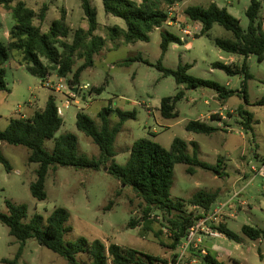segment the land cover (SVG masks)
Returning <instances> with one entry per match:
<instances>
[{"label":"rangeland","instance_id":"1","mask_svg":"<svg viewBox=\"0 0 264 264\" xmlns=\"http://www.w3.org/2000/svg\"><path fill=\"white\" fill-rule=\"evenodd\" d=\"M37 14L35 24L48 32L61 11L66 10L67 22L72 29L68 43L73 42L77 29L89 28L88 20L82 8L83 0H21ZM98 12V30L95 35L107 39L104 49L94 59V66L83 72L75 94L69 92L66 79H60L53 73L47 81L31 75L25 66L19 64L20 56L13 53L4 65L9 92H0V130L9 125L12 118H29L36 111L43 110L51 95L57 99L62 111L64 124L56 137L72 133L78 137L79 157L99 159L101 152L93 139L87 137L77 128V114L89 115L101 128L99 114L108 109L110 126L119 120V112H136L135 119H129L118 134L114 150L116 156L101 170H77L73 167L51 169L47 175L45 190L47 199L38 201L32 196L30 186L37 179L38 164L29 162V149L2 143V154L11 165L8 171L0 162V213L9 214L7 202L14 205H25L28 224L35 214L48 218L56 208H65L70 212L68 226L72 232L65 240L75 242L80 237L89 240H101L109 247L117 244L133 248L172 264L174 255L181 253V247L171 248V233L164 228L166 220L161 213H154L153 230L144 231L145 203L130 187L123 186L119 180L108 173V167L115 161L124 165L131 153L134 143L142 138L151 139L169 149L176 138L188 143V153L193 155V143H197L199 159L211 167L219 165V171L202 167L179 164L175 167L172 199L189 201L196 193L204 191L215 194L217 201L208 212H213L221 204L232 200L230 209L219 216L218 229L225 225L239 236V241L228 239L221 234L214 238L203 236L198 248L189 251L187 263L202 264L198 257L202 249L212 252L220 261L227 264H264V238L253 241L243 234L245 225L264 230V179L256 176L252 168L259 169L264 163V107L254 106L264 97V61L256 55L248 60L252 79L248 80V100L241 93L245 74L228 75L214 64L242 67L245 58L227 53L216 46L215 40L234 39L232 32L215 24L208 35L199 37L202 25L191 21L185 10L191 6L207 8L211 3L226 8L231 15L240 21L247 30L250 20L247 10L251 0H184L170 10V20L162 28L150 34L149 41L135 44H124L122 40H108L107 28L120 26L126 28L124 20L107 15L102 0H90ZM262 9L256 25L264 36V0H260ZM44 5L49 10L44 22L39 14ZM15 22L11 10L0 7V41L9 42L10 31ZM188 30L190 35L184 31ZM168 31L182 39V44L172 43L163 58V66L177 70L179 65L189 64L192 68L188 74L205 81H213L236 95L228 100L219 98V94L210 88L187 89L177 85L174 77H165L158 69L163 51L161 48L162 32ZM45 63H48L44 60ZM80 58L75 59L74 73L83 64ZM127 64L125 65L124 63ZM60 84L61 92L55 91ZM89 86L88 89H83ZM104 88L102 94L91 92V89ZM73 89V88H72ZM180 91L185 92L182 100L177 102L179 117L165 119L161 116V101L175 97ZM70 102L66 108V102ZM250 111L254 117V131L246 133L241 125L239 108ZM223 113L229 124H222V129L212 135L188 132L186 126L191 121H201L219 128ZM229 128V129H226ZM54 140H47L43 149L54 151ZM186 210L201 214L205 209L187 206ZM139 226L131 228V221ZM20 243L10 235L9 228L0 222V264L4 260L12 261L19 252ZM81 261L88 262L87 256H80ZM177 258H175L176 260ZM196 259L197 263L192 261ZM18 264H69L66 259L41 246L36 239H30L24 246Z\"/></svg>","mask_w":264,"mask_h":264},{"label":"trees","instance_id":"2","mask_svg":"<svg viewBox=\"0 0 264 264\" xmlns=\"http://www.w3.org/2000/svg\"><path fill=\"white\" fill-rule=\"evenodd\" d=\"M105 12L124 20L126 28L120 26L108 27V40H122L124 44H135L137 42L149 41L150 34L156 29L162 28L170 20L169 12L177 4L184 0H102ZM0 7L11 10L14 26L10 31L9 42L0 41V92H9L6 82V69L4 65L10 60L13 53L20 56L19 64L25 66L27 71L41 80L46 81L53 73L60 79H66L71 88L78 86L79 79L84 71L94 66V57L105 47L107 39L95 35L98 30V12L90 0H83L82 8L88 20L87 30L79 28L75 31L73 42L67 39L72 32L67 22V12L61 11V16L56 19L48 32L35 24L37 14L21 0H0ZM262 3L260 0H251L247 10L250 24L244 30L240 21L229 13L226 8H221L211 3L207 8L191 6L185 10L187 17L202 25L199 37L208 35L215 24L220 25L232 32L234 39L215 40L217 47L223 51L239 55L245 58L242 67L226 65L221 62L215 63L216 69L225 71L228 75L245 74V81L240 91L248 100V83L252 79L247 63L251 55H256L260 61H264V36L260 33V27L256 22L259 18ZM49 10L47 5L41 9L39 19L44 22ZM264 23V22H263ZM172 43L182 44V39L168 31L162 32L161 48L163 51L159 61L158 69L165 77H174L177 85H185L187 89L210 88L219 94L222 100H228L236 95V91H229L225 87L213 81H205L188 74L191 65H179L177 70H170L163 66V58ZM80 58L83 64L74 73L72 78L75 59ZM46 60L48 63H45ZM125 65L127 64L124 63ZM102 94L104 88L91 89V92ZM185 96L180 91L175 97H167L161 101L160 113L165 119L179 117L177 102ZM254 106L264 107V97L256 102ZM136 112H119V122L111 127L108 109L99 114L102 126L99 128L95 121L86 113L77 114V128L87 137L93 139L99 147L101 156L99 159H89L78 155V137L72 133L62 134L56 137L57 132L64 124L63 117L59 114V107L55 96L51 95L43 110L36 111L29 118H12L7 128L0 130V162L11 171V165L2 154V143L14 146H23L30 151L29 162L38 164L37 179L31 184L32 196L38 201H45L47 193L45 190L46 179L51 169L58 167H73L77 170L94 169L101 170L107 163L114 159L116 152L114 144L122 126L129 120L136 118ZM242 118L241 125L246 133L254 131L255 115L239 108ZM188 132L196 134L212 135L219 129L201 121H191L186 126ZM47 140H54L53 153L43 149ZM188 143L181 139H174L169 149L161 144L142 138L137 140L131 150L130 156L124 165L113 162L108 167V173L121 182L123 186L130 187L145 203L144 231L153 230L154 213H161L166 220L164 228L171 233L173 241L171 248L176 250L187 237L191 227L201 218V214L188 212L187 206L200 207L209 211L217 201L215 194L200 191L189 201L171 198L175 167L179 164L187 165L188 171L193 172L194 167L219 171L217 167H211L203 163L197 154V143H193V155L188 153ZM9 214L0 213V222L9 228L10 235L20 243V249L14 260H4L5 264H18L22 250L30 239H36L39 244L55 254L63 257L69 264H170L166 260L144 254L133 248L122 247L111 244L107 247L101 240H89L85 237L78 238L75 242H68L65 237L72 232L73 228L68 226L70 212L65 208H56L52 214L45 218L41 214H35L28 224L23 221L27 218L25 205H14L7 202ZM131 228L139 226L137 221L132 220ZM218 231L228 239L239 241V236L221 225ZM243 234L253 241L264 238V230L245 225ZM87 256L88 262L81 261L80 256ZM174 255L172 264L176 263ZM202 264H227L220 261L212 252L208 255H198ZM235 264H239L235 261Z\"/></svg>","mask_w":264,"mask_h":264},{"label":"built area","instance_id":"3","mask_svg":"<svg viewBox=\"0 0 264 264\" xmlns=\"http://www.w3.org/2000/svg\"><path fill=\"white\" fill-rule=\"evenodd\" d=\"M172 10V9H171ZM186 35H190V32L188 30L184 31ZM49 79H47V85L50 87V83L48 82ZM58 86L55 88V91L61 92L63 89V86L60 84H57ZM51 88V87H50ZM89 86H84L83 89H88ZM69 92L73 95L75 92L72 91V88L70 87ZM70 102L67 101L65 107L69 108ZM59 114L62 115V111L59 108ZM253 171L255 172L256 176H259L264 179V163L259 169L253 168ZM232 205V200H229L226 203L221 204L218 208H216L213 212H203L201 213V218L195 223L193 227L190 228L189 233L187 237L182 241L181 245V253L178 255L176 259L175 264H189L187 263V259L189 256V251L192 248H198V246L203 242L202 237L203 236H210V237H220L221 233L214 227L215 224H217L219 220L220 214H222L226 209H230V206ZM200 255L203 257L208 255V251L206 249H202L200 251ZM193 263H197V260L194 259L192 261Z\"/></svg>","mask_w":264,"mask_h":264},{"label":"crops","instance_id":"4","mask_svg":"<svg viewBox=\"0 0 264 264\" xmlns=\"http://www.w3.org/2000/svg\"><path fill=\"white\" fill-rule=\"evenodd\" d=\"M178 6V4L176 5V7ZM175 8H172V10H174ZM221 115H222V117H221V119L219 120V130H221L222 129V124H224V123H227V124H229V119H227L225 116H223V113L221 112L220 113ZM226 129H229V128H226ZM218 130V131H219ZM217 131V132H218ZM252 170H253V168H252Z\"/></svg>","mask_w":264,"mask_h":264},{"label":"water","instance_id":"5","mask_svg":"<svg viewBox=\"0 0 264 264\" xmlns=\"http://www.w3.org/2000/svg\"><path fill=\"white\" fill-rule=\"evenodd\" d=\"M72 91L76 93L77 92V89L73 88Z\"/></svg>","mask_w":264,"mask_h":264}]
</instances>
